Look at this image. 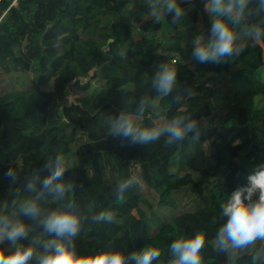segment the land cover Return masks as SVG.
Instances as JSON below:
<instances>
[{
  "label": "trees",
  "instance_id": "obj_1",
  "mask_svg": "<svg viewBox=\"0 0 264 264\" xmlns=\"http://www.w3.org/2000/svg\"><path fill=\"white\" fill-rule=\"evenodd\" d=\"M180 2L187 11L179 24L171 15L155 22L153 0L0 2V211L17 191L27 194L34 170L63 152L72 163L63 178L76 186L72 199L88 217L76 238L80 252L151 245L162 250L154 264H167L174 239L206 230L204 264H250V252L229 261L214 239L224 223L221 204L264 164V81L255 75L264 69V43L246 41L233 62L198 63L192 41L210 36L206 0ZM258 8L250 0L249 22L264 21ZM187 61L198 65L197 88ZM163 63L177 67V87L167 97L150 86ZM186 89L197 95L176 103ZM142 96L152 106L140 126L190 113L201 121L199 137L142 145L108 134L106 118L133 111ZM9 167L19 171L15 185L4 175ZM133 175L138 182L118 198L116 185ZM58 206L50 200L45 208ZM103 210L115 220L95 222Z\"/></svg>",
  "mask_w": 264,
  "mask_h": 264
},
{
  "label": "clouds",
  "instance_id": "obj_2",
  "mask_svg": "<svg viewBox=\"0 0 264 264\" xmlns=\"http://www.w3.org/2000/svg\"><path fill=\"white\" fill-rule=\"evenodd\" d=\"M258 2L257 11L264 13V0ZM249 4L250 0H206L210 36L206 39L203 34H197L192 41V55L198 63L233 62L247 47L246 41L264 43V21L249 22L252 14ZM151 8L155 22L171 15L174 24H179L187 11L181 7L180 0H153ZM130 23L134 32L140 31L139 25ZM150 86L167 97L177 87V67L160 64ZM195 95L196 92L186 89L176 96V103L183 105L185 99ZM151 106L152 99L142 96L133 111L122 109L118 116L107 117L108 134L142 145H151L161 138L171 145L193 133V138L199 137L201 121L190 113L140 126L138 120ZM71 167L70 158L63 152L47 159L41 169L34 170L27 178L24 185L27 194L17 191L7 210L0 211V264H154L158 261L162 250L151 245L131 253L106 249L86 254L78 250L76 238L88 217L72 199L76 186L63 178ZM41 172L47 175L41 178ZM4 175L11 185L19 180L15 167H9ZM137 182L134 175L119 182L115 188L117 197L123 198ZM50 200L59 206L45 208ZM220 210L224 223L215 234V251L224 253L229 261L250 252V264H264V164L254 168L247 176L246 186L234 190ZM92 219L97 223H111L115 215L111 210H103ZM25 240L27 244L22 243ZM206 240V230L189 237L178 236L167 249V264H204Z\"/></svg>",
  "mask_w": 264,
  "mask_h": 264
},
{
  "label": "rangeland",
  "instance_id": "obj_3",
  "mask_svg": "<svg viewBox=\"0 0 264 264\" xmlns=\"http://www.w3.org/2000/svg\"><path fill=\"white\" fill-rule=\"evenodd\" d=\"M255 75H256L258 78L262 79V81H264V69L261 70L260 72L255 73ZM24 82L29 83V81H28L27 78L24 79ZM15 88H16V89H20L21 87L17 84V85H15ZM68 99H69V98H68ZM69 100H72V99H69ZM219 102H220V101L216 100V101L214 102V104H219ZM65 137H66L67 140H72V137H71L69 131L66 132ZM243 145H244L245 147H249V146H250V142H249V141H244V142H243ZM165 212H166L169 216L172 214L170 211H165ZM241 254H242V253H241ZM233 259H234V258H233ZM233 259H232V260H233Z\"/></svg>",
  "mask_w": 264,
  "mask_h": 264
},
{
  "label": "built area",
  "instance_id": "obj_4",
  "mask_svg": "<svg viewBox=\"0 0 264 264\" xmlns=\"http://www.w3.org/2000/svg\"><path fill=\"white\" fill-rule=\"evenodd\" d=\"M2 0H0V2H1ZM176 62V60H173V63H175ZM187 64H188V68H189V70L193 73V75H194V78H195V87L197 88V87H199L200 86V83H201V81L202 80H200V78H199V71H198V65L195 63V62H193V61H187L186 62ZM206 86H208V85H206ZM209 100L211 101V102H215V99L213 98V97H210L209 98Z\"/></svg>",
  "mask_w": 264,
  "mask_h": 264
}]
</instances>
